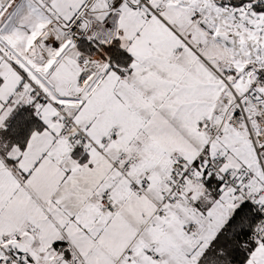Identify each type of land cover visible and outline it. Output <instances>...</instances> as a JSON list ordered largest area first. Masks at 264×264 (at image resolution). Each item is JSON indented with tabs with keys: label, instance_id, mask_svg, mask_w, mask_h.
Instances as JSON below:
<instances>
[{
	"label": "snow or ice",
	"instance_id": "6c2138e0",
	"mask_svg": "<svg viewBox=\"0 0 264 264\" xmlns=\"http://www.w3.org/2000/svg\"><path fill=\"white\" fill-rule=\"evenodd\" d=\"M0 264H264V0H0Z\"/></svg>",
	"mask_w": 264,
	"mask_h": 264
}]
</instances>
